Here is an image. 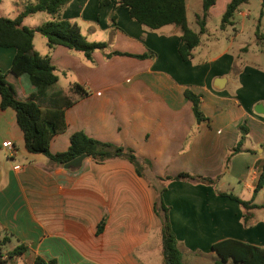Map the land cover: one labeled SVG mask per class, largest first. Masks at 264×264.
<instances>
[{"label": "crops", "instance_id": "crops-1", "mask_svg": "<svg viewBox=\"0 0 264 264\" xmlns=\"http://www.w3.org/2000/svg\"><path fill=\"white\" fill-rule=\"evenodd\" d=\"M109 1L71 0L61 12L89 42L107 44L91 60L63 46L50 50L38 33L45 42L36 53L50 57L56 85L22 87L8 73L14 48L0 47V72L18 100L64 111L66 128L51 140L52 154L66 152L71 136L83 132L132 150L147 163L144 176L122 158L97 164L88 157L79 168L65 169L28 152L15 111L2 109L0 97V264H34L37 256L55 264H165L155 211L162 188L184 264L222 261L212 247L225 240L264 248V209L246 210L228 196L264 204L256 202L264 189L256 192L264 170V114L256 111L264 108V69L257 62L237 67L247 49L232 51L233 43L223 50L213 43L216 56L201 57L207 27L184 61L180 27L149 29ZM185 2L188 26L199 33L203 0ZM229 2L217 0L207 18L223 14ZM34 15L42 24L30 29L50 20L45 12ZM186 91L200 98L204 121H196ZM181 174L199 180L175 179ZM21 244L27 250L9 257Z\"/></svg>", "mask_w": 264, "mask_h": 264}, {"label": "trees", "instance_id": "trees-1", "mask_svg": "<svg viewBox=\"0 0 264 264\" xmlns=\"http://www.w3.org/2000/svg\"><path fill=\"white\" fill-rule=\"evenodd\" d=\"M70 1L36 0V3L27 5L25 10L15 19L0 17V47L16 50L8 73L19 78L22 87L25 89L35 87L45 90L58 83V77L55 74V68L50 57L41 56L34 51L33 41L36 33H40L46 38L50 50L56 46H63L71 51L82 53L88 60H91L95 51L107 49V44L89 42L76 24L61 18L62 10ZM248 1L230 0L222 15L221 29L232 24V19L240 6L248 3ZM216 2L217 0H203V16L197 17L200 31L195 33L188 26L185 0H113L114 8L117 6L127 8L132 19L149 29L156 30L167 25L180 27L182 36L178 51L184 61L192 57V51L200 44V36L206 33V18ZM101 3L105 5L110 1L102 0ZM39 12L48 14L50 20L35 30L23 25V21L27 16ZM257 38L264 40V34H260V27L257 30ZM112 54L119 53L114 52ZM136 57L139 59L145 58V56ZM79 89V86H75V90ZM0 97L2 109L11 108L15 111L16 120L24 134L25 147L28 152L44 154L57 166H64L83 154H86L97 164L122 158L134 165L139 176H144L145 164L147 163L138 159L132 150L94 140L83 132H76L71 136L70 147L66 152L52 154L50 152L51 140L54 136L63 133L66 128L64 111L58 107L56 109H42L32 100H18L13 86L7 81V74L2 72H0ZM186 97L193 104L196 121H204L205 116L200 107V98L189 91H186ZM175 179L199 180V178L186 174H181ZM200 180L212 183L210 179ZM263 187L264 170L260 175L256 192ZM163 191L164 188L158 193L155 211L163 225L164 263L184 264L177 247L176 238L171 231L169 208L163 202ZM228 196L246 210L257 207L264 209V204L257 206L252 202H244L232 195ZM244 222L245 224L248 222V216L246 215L244 216ZM101 230L102 227L99 228V232ZM212 249L222 258V261L215 264H226L230 260L231 264H264V248L248 243L225 240L215 244ZM26 250L27 247L21 244L8 255L9 257L20 256ZM34 264H55V262L37 256Z\"/></svg>", "mask_w": 264, "mask_h": 264}, {"label": "rangeland", "instance_id": "rangeland-1", "mask_svg": "<svg viewBox=\"0 0 264 264\" xmlns=\"http://www.w3.org/2000/svg\"><path fill=\"white\" fill-rule=\"evenodd\" d=\"M264 0H249L248 3L240 6L238 12L232 19V24L221 29L222 15L217 12H213L208 16L206 21L207 34L201 37L202 43L200 48L201 57L216 56L219 50L212 48L213 43H217L220 46V50L228 48L233 43L232 51L235 49H247L243 52L236 62V66L242 69L245 64H253L257 62L260 67L264 69V40L257 39V30L260 27V34H264ZM36 3V0H0V17L9 19H15L19 14L17 10L23 11V7L29 4ZM221 1L218 3L217 9L220 8ZM202 2L195 9L201 10ZM216 9V10H217ZM215 10V11H216ZM245 14V16L243 15ZM41 15H29L25 19V25L27 27H36L42 24L40 20ZM46 16V15H45ZM240 32L236 38L237 33ZM41 40V43L38 40ZM42 42H45V38L36 33L34 39L35 52L40 53V47ZM203 48V50L201 49ZM239 60L244 63L240 64ZM235 71V70H234ZM264 201V189L259 193L256 202L260 203ZM12 245H8L9 249L15 247V242L12 241ZM183 260V259H182Z\"/></svg>", "mask_w": 264, "mask_h": 264}, {"label": "water", "instance_id": "water-1", "mask_svg": "<svg viewBox=\"0 0 264 264\" xmlns=\"http://www.w3.org/2000/svg\"><path fill=\"white\" fill-rule=\"evenodd\" d=\"M256 111L260 114H264V108L262 105H259L256 108ZM88 158V156L86 154H83L75 159H73L72 161L68 162L67 164L64 165L65 169H77L79 168L83 161L86 160Z\"/></svg>", "mask_w": 264, "mask_h": 264}, {"label": "built area", "instance_id": "built-area-1", "mask_svg": "<svg viewBox=\"0 0 264 264\" xmlns=\"http://www.w3.org/2000/svg\"><path fill=\"white\" fill-rule=\"evenodd\" d=\"M6 149H8V150H10V151L13 152L14 151V145H11V144L10 145H7L6 146Z\"/></svg>", "mask_w": 264, "mask_h": 264}]
</instances>
